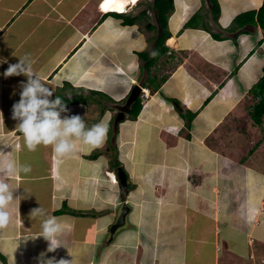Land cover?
<instances>
[{"label": "crops", "instance_id": "obj_1", "mask_svg": "<svg viewBox=\"0 0 264 264\" xmlns=\"http://www.w3.org/2000/svg\"><path fill=\"white\" fill-rule=\"evenodd\" d=\"M101 1L0 0V58L7 59L0 64V178L22 196L0 228L7 264H40L42 253L72 264L264 260V134L250 117L257 101L251 91L263 76L264 31L251 24L229 30L263 0H218L217 23L208 0H174L169 39L175 41H166L170 54L161 62L169 70L156 72L164 78L158 89H144L138 117L126 114L118 124L121 102L147 80L137 53L151 49L144 23L125 24L102 11ZM199 12L209 30L186 27ZM25 55L54 96L87 97L66 114H80L88 127L105 122L102 144L76 140L66 155L51 145L26 147L12 107L27 78L3 75ZM115 159L131 185L125 196L111 176ZM10 162L31 170L6 174ZM125 203L126 224L111 240ZM40 206L63 222L54 251L39 236L45 217L31 214Z\"/></svg>", "mask_w": 264, "mask_h": 264}, {"label": "clouds", "instance_id": "obj_2", "mask_svg": "<svg viewBox=\"0 0 264 264\" xmlns=\"http://www.w3.org/2000/svg\"><path fill=\"white\" fill-rule=\"evenodd\" d=\"M6 62V58H0V64ZM3 75H23L27 78L21 81L20 99L13 104L12 116L18 120L17 127L22 132L24 143L29 150H35L39 145H51L54 152L66 155L76 150V140L92 146L104 142L108 132L107 124L100 121L88 127L80 114L67 115L66 113L70 112L67 103L60 96H54V87L34 70L27 55L19 57L15 63H10ZM30 170L29 164L17 166L10 162L6 174L17 171L27 173ZM21 197L16 195V189H13L7 180L0 178V228L10 222L9 206ZM31 214L45 217L41 220L39 236L50 241L48 251H54L60 246L56 241L63 231V222L55 215H48L41 206L33 209ZM45 256V253L41 254L40 264H72V260L44 258Z\"/></svg>", "mask_w": 264, "mask_h": 264}, {"label": "trees", "instance_id": "obj_3", "mask_svg": "<svg viewBox=\"0 0 264 264\" xmlns=\"http://www.w3.org/2000/svg\"><path fill=\"white\" fill-rule=\"evenodd\" d=\"M210 4V12L213 17V20L217 23L220 13L221 7L218 0H208ZM151 9L155 13V22L152 23L149 20L147 10H142L139 14L132 16L131 14L123 13H115L111 12V14L123 18V22L127 25H135L137 23H144V27L148 32H155L153 36V45L151 51L146 50L143 52H138V56L140 60L143 62V70L147 74V80L144 83V88H149L153 86L155 89L160 87L159 80L161 82L164 81V78L158 79L157 74H153L152 70L157 67V65L162 62L164 58H167L170 52V48L166 45V41L171 37V33L169 30V18L173 14L175 10L174 0H153ZM257 25L260 26L264 31V0L262 6L259 10L255 11H247L236 16L232 22L229 30H238L240 28L245 27L246 25ZM186 27H203L205 30H209V24L205 20V16L202 12H199L193 15L190 20L185 24ZM216 38H220V36L216 35ZM264 39V38H263ZM105 97L109 101L115 102L112 98L107 96L102 92H95ZM251 93L257 99L256 104H254L253 108L250 111V117L253 123L256 126L261 127L264 122V67H263V76L258 81V83L253 87ZM64 102L67 103L69 108L70 105L75 103H84L87 101V97L83 95H75L70 98H66L60 96ZM127 100L121 102L125 104ZM177 106L178 104L175 103ZM142 99L141 96L137 98V100L131 105L130 111L128 112L129 119H136L142 110ZM179 107V106H178ZM125 118L119 119V122L123 121ZM191 119V118H190ZM21 132V131H20ZM114 155H115V145H111ZM99 151L95 152L91 157L98 156ZM113 167L118 168L121 167V163L118 159H115L113 162ZM128 178V175H127ZM129 181V179H128ZM129 183V182H128ZM129 187L131 185L129 184ZM0 261L7 264L6 257L0 252Z\"/></svg>", "mask_w": 264, "mask_h": 264}, {"label": "water", "instance_id": "obj_4", "mask_svg": "<svg viewBox=\"0 0 264 264\" xmlns=\"http://www.w3.org/2000/svg\"><path fill=\"white\" fill-rule=\"evenodd\" d=\"M144 87L142 84H136L133 89L131 90L129 97L123 105V109L120 112V114L117 116L116 124L119 123V119L125 118L126 114L130 111L131 105L137 100L138 97H140L144 91ZM116 177L119 182V186L122 189V192L125 195H127V192L129 190V184H128V178L125 170L122 167H118L116 170ZM130 212V207L125 203L122 206L121 213L117 219V221L111 226L110 228V239L114 237L116 232L122 228L126 224L127 216Z\"/></svg>", "mask_w": 264, "mask_h": 264}, {"label": "rangeland", "instance_id": "obj_5", "mask_svg": "<svg viewBox=\"0 0 264 264\" xmlns=\"http://www.w3.org/2000/svg\"><path fill=\"white\" fill-rule=\"evenodd\" d=\"M152 3H153V0H141L139 1L136 5L134 6H130V9H129V13L126 12L127 14H133V12H141L142 10H147V14H148V17H149V20L154 23L155 22V13L154 11L151 9L152 7ZM143 29L144 28V24H142L141 26ZM147 31V30H146ZM155 32H148L147 31V39H148V43H149V49H152L151 46L153 44V36H154ZM169 70V67H167L166 65H163L161 62L157 65L156 68H154L152 70V73L155 74L157 72V74H166V71ZM162 73H161V72ZM144 78L146 79V76H144ZM144 79V81H145ZM143 86V85H142ZM145 93H147L148 91L147 90H144ZM144 98V97H143ZM142 99V97H141ZM252 103L254 102L256 104L257 101L255 100H252L251 101ZM123 107L122 108H119L120 111H122ZM245 124V122H243V125ZM261 134H264V123L263 125L261 126ZM254 264H264V260L262 259H259L257 261V263L255 262Z\"/></svg>", "mask_w": 264, "mask_h": 264}, {"label": "bare ground", "instance_id": "obj_6", "mask_svg": "<svg viewBox=\"0 0 264 264\" xmlns=\"http://www.w3.org/2000/svg\"><path fill=\"white\" fill-rule=\"evenodd\" d=\"M140 0H102L100 8L104 12H115L123 14L129 12L130 6L136 5ZM101 11V10H100ZM174 39L167 40V44L173 46ZM110 173V172H109ZM108 174V173H107ZM112 178L117 182L116 176L112 173Z\"/></svg>", "mask_w": 264, "mask_h": 264}, {"label": "built area", "instance_id": "obj_7", "mask_svg": "<svg viewBox=\"0 0 264 264\" xmlns=\"http://www.w3.org/2000/svg\"><path fill=\"white\" fill-rule=\"evenodd\" d=\"M169 54H170V52H169ZM145 95H146V93L143 92V94L141 95V97L143 98V97H145Z\"/></svg>", "mask_w": 264, "mask_h": 264}]
</instances>
